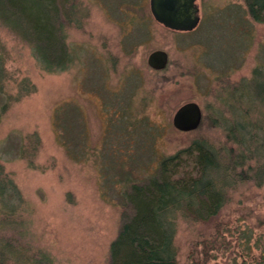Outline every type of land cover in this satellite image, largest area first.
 Instances as JSON below:
<instances>
[{
  "label": "rangeland",
  "instance_id": "obj_1",
  "mask_svg": "<svg viewBox=\"0 0 264 264\" xmlns=\"http://www.w3.org/2000/svg\"><path fill=\"white\" fill-rule=\"evenodd\" d=\"M69 2L74 62L66 72L43 71L0 24V180L15 189L0 196V264L41 255L52 264H106L123 190L201 141L218 154L205 178L220 204L213 216L196 205L197 215H187L186 201L178 204L177 264H264V184L247 171L259 163L224 168L236 160L229 150L244 149L227 135L232 109L264 146V23L250 19L243 0H196L199 22L189 33L157 24L149 0ZM156 50L168 56L162 71L147 64ZM186 103L199 107L201 122L180 132L172 119ZM58 112L69 138L79 134V163L56 142Z\"/></svg>",
  "mask_w": 264,
  "mask_h": 264
},
{
  "label": "trees",
  "instance_id": "obj_2",
  "mask_svg": "<svg viewBox=\"0 0 264 264\" xmlns=\"http://www.w3.org/2000/svg\"><path fill=\"white\" fill-rule=\"evenodd\" d=\"M243 2L250 19L264 23V0ZM74 9L69 0H0V24L28 45L32 57L43 71L62 73L68 71L74 62L65 37ZM238 97L235 93L234 98L239 103ZM248 98L250 105L252 100ZM258 99L264 103V92L258 93ZM230 112L234 122L230 120L232 125L228 124V138L234 143H241L244 149L236 154L229 150V154L236 160L224 168L235 170L237 166L243 167L247 160L257 159L259 164L255 163L252 169L248 167L247 171L262 185L264 152L251 151L254 145H261L262 149L264 147L259 129L257 131L248 121L243 120L238 108ZM53 127L56 142L68 158L76 163L81 162L76 150L79 134L69 138L63 129L59 112L54 116ZM218 165V154L204 142H195L164 160L153 177L129 184L122 192L125 210L121 215L117 235L109 245L106 264H177L172 217L178 211V204L184 201L187 215L196 214L195 205L206 211L208 216L216 213L220 201L210 193L212 181L205 178V175L208 170L218 169ZM14 192L10 181L5 178L0 180V196L3 199L14 196ZM6 247L3 249L6 250ZM3 256L0 253V257ZM27 264L52 262L47 255H41L29 260Z\"/></svg>",
  "mask_w": 264,
  "mask_h": 264
},
{
  "label": "water",
  "instance_id": "obj_3",
  "mask_svg": "<svg viewBox=\"0 0 264 264\" xmlns=\"http://www.w3.org/2000/svg\"><path fill=\"white\" fill-rule=\"evenodd\" d=\"M149 10L157 24L177 33L192 32L199 22L196 0H149ZM147 64L155 71H162L168 64V56L164 51H153ZM200 122L201 112L195 103L180 106L172 119L173 126L180 132L194 131Z\"/></svg>",
  "mask_w": 264,
  "mask_h": 264
}]
</instances>
